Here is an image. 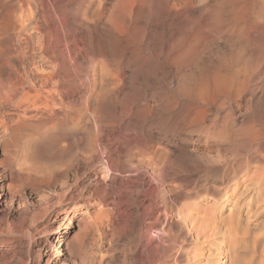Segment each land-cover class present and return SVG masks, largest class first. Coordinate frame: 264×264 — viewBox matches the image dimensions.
Instances as JSON below:
<instances>
[{"label":"rangeland","instance_id":"obj_1","mask_svg":"<svg viewBox=\"0 0 264 264\" xmlns=\"http://www.w3.org/2000/svg\"><path fill=\"white\" fill-rule=\"evenodd\" d=\"M56 59L67 74L50 87L32 71ZM261 91L264 0H0V171L10 175L0 179V264H140L130 200L140 182L143 240L155 244L171 212L224 219L232 186L264 169ZM137 150L156 180L128 172ZM66 180L78 189L49 215ZM244 204L232 211L244 217ZM164 227L176 245L163 264L189 243L194 254L225 249Z\"/></svg>","mask_w":264,"mask_h":264},{"label":"bare ground","instance_id":"obj_2","mask_svg":"<svg viewBox=\"0 0 264 264\" xmlns=\"http://www.w3.org/2000/svg\"><path fill=\"white\" fill-rule=\"evenodd\" d=\"M1 19L3 20V17H1ZM16 36H17V33H15V37ZM29 37H31V36H29ZM10 48L15 50V52L17 51V48H13V46ZM41 55H42V53H41ZM41 57H42L41 58L42 61L44 60L46 62L47 61L52 62L51 58H53L54 56L52 54L51 55H45L44 54ZM64 58H62V60ZM58 60L61 61V57ZM60 63L61 62H57V59H56V62H54L53 65L49 67V70L44 71L43 69L36 67L34 69V71H32V74L34 73V76L36 75L38 78H40L41 79L40 81L43 84H49L50 87L51 86L60 87L62 85V83L64 82V75L66 76V74H67V68L64 67L63 63H62V65ZM24 73L25 74L23 76L27 79V77L29 76V71H24ZM19 77L23 78L20 75H19ZM262 92H264V91H261V93ZM35 93L37 94L36 89H35ZM1 101L3 102L2 99H1ZM3 104H5V103H3ZM4 112L5 111H0V129L3 130V131L1 130V132H4L8 127ZM16 113H18V112L16 111ZM20 115H21V113H20ZM17 119L19 120L21 118L18 116ZM11 125L12 124L10 123L9 127ZM6 147H8V146H6ZM4 151L6 153L7 152L9 153L10 150L7 148ZM140 154H143L142 150H137L136 152H134L130 155V160H129V164H128L129 165V171L128 172L132 176H134L135 180L136 179L138 180V178H139L142 181H144L145 180L144 177L149 182H150V180L153 181V179L156 180V177H157V174H155L156 169H155V171L150 170V168H148L149 163H147L142 157H140L138 159L137 157H139ZM2 162H4V160L1 161L0 163H2ZM112 166L113 165L111 163H107V165H106V168H107L106 170L110 171V173L113 169ZM10 168H12V166ZM259 173H262V175L260 177L257 176V175H259ZM8 174H10V173H8ZM244 174H245V176L242 175V177L238 181V183L233 185L231 188V193H230V196L228 197V200H231V201L233 200V201L231 203V206L229 207V212L227 214L228 216L226 215L224 218L225 220L220 219V221H216L217 220L216 219L215 220L216 222H213V220H212V222L210 223L208 221V216H207V218H205V216H203V214L198 215V214H195L196 212L192 213L191 210H190V212H188V211H186L187 209L181 210L179 212L177 211V214H176L177 220H175L176 218L174 217V214L172 212H171V214H165L163 216L164 217V219H163L164 221L162 222L163 226L160 227L159 229H157L159 231V234L157 235V240H156L155 244H153L150 239H147V240L142 239L143 234L141 232H143L142 231L143 226L141 227L139 223H141V221L147 217L148 213H147V210H145L146 206H144L145 205L144 204L145 199L142 198L143 194L139 190V188L142 187V184H140L142 182H140L135 187L136 188L135 189L136 195L133 196L132 198H130V200L131 199H132V201L134 200L133 203H135L134 204L135 208H134L133 213H136L138 217L140 216V218L137 217L140 221H139V223H137V230L135 232L136 237H137V241H138V243H140V250H139L140 253L138 255L139 256L138 260H139L140 264L141 263H143V264H163V263L167 262V260H168L167 259V256H168L167 253L169 252L168 250H169V248L174 247V245H176V244H174V240H175L174 236L170 235L171 233L165 231L164 225L169 226V227L178 226V225L180 227L187 226L188 227L187 229H189L187 231V233H188L187 237H189L192 241L194 240V242H196L200 238H210V239H212V241H217V244L223 243V246H225V249L223 251H215L214 252V250L211 248V246L208 247L207 245H205L207 247H205V248L203 247V249L205 250L207 248L206 250H209V251H201V252L199 251V253H197V254L196 253L194 254V252L191 250V247H190L191 243L188 244L189 247H186L183 250L184 251L183 254L181 252L182 246H180V247H178L179 248V255H177V256L174 255L175 256L174 259L175 260L177 258L180 259L181 256H183V255L185 256L184 258L182 257L183 259H185L186 257L188 258L190 256L188 258V260H184V262L185 261H187V262H185V263L182 262L183 264H214L216 259H217L216 260L217 264H264V243L262 244V241L264 242V218H263V215H264V169L261 171L260 170L258 171L257 168L254 170L248 169V170H246V173H244ZM7 176H10V175H6V172L4 170L0 171V179H5ZM158 177H159V175H158ZM67 181L68 180L63 181L62 184H60L58 187H56V189H54L55 194H52V196H51L52 198H49L51 201V200H53V197H56V206L54 208H52L49 212H47L49 215L56 214L57 209L59 207L68 206L69 201H67V195L78 189L79 182L74 180L75 181L74 185H72V188L70 189L69 188L70 186L67 183ZM5 188H6V193L8 195L15 194L11 184H9V183L5 184ZM132 189H134V188H132ZM83 190H85V192L88 193L89 187H85ZM128 192L130 193V191H128ZM86 193H85V195H83L84 194L83 191H79L78 195L82 196V199L85 200L89 197H94V195L96 194V192L95 193L93 192L92 193L93 196H91L90 195L91 192L89 194H86ZM20 196L21 195L18 196L19 199H17V200L19 201V204L21 207H23V206L24 207L36 206L34 201H29V202L24 201V205H22ZM112 199H113V201H116V196H112ZM46 200H48V199H46ZM243 202L246 203V204H244L246 206L244 207L245 208L244 217L243 216L241 217L238 215V213L233 212L232 210H233L235 205H238V203H240V205H241ZM256 202H257V204H256ZM48 208L49 207L46 206L43 210H47ZM191 208H193V207H191ZM16 209L13 207L11 208V210H13V211H17ZM193 211H194V209H193ZM256 211H257V221H256V223H254L255 221L252 222V217L254 216ZM209 220L211 221L210 218H209ZM246 222H249V224L247 225ZM79 225H80V218L78 219V226ZM149 230H150V228H149ZM256 230H257V232H256ZM249 236H252V237H250L252 242H253L252 246H250L248 244L249 242H247V239H249ZM189 238H185V239H188V241H189L190 240ZM219 238H220V240H218ZM172 239H174V240H172ZM185 242H187V240H185ZM213 243H215V242H213ZM255 244H257V251L255 249V247H256ZM160 247L164 248L163 254L157 255L158 254L157 251L159 250ZM10 248L13 249V247H10ZM189 250H191L193 252L192 255H189V253H190V252H188ZM216 250H217V248H216ZM179 259H178V261H179ZM181 259H180V261H181ZM180 261L178 262V264H181Z\"/></svg>","mask_w":264,"mask_h":264}]
</instances>
